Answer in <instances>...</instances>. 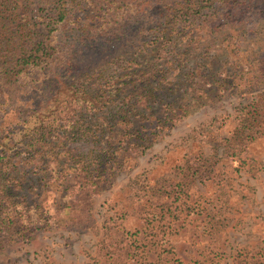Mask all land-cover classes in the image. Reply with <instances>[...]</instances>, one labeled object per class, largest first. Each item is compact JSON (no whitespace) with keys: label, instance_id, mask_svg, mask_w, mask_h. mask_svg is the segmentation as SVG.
Listing matches in <instances>:
<instances>
[{"label":"trees","instance_id":"trees-1","mask_svg":"<svg viewBox=\"0 0 264 264\" xmlns=\"http://www.w3.org/2000/svg\"><path fill=\"white\" fill-rule=\"evenodd\" d=\"M83 1L47 0L37 40L26 16L11 13L14 2H0V110L19 124L0 136V249L83 224L104 180L161 130L220 98L223 73L231 86L243 82L240 64L225 54L238 47L236 24L253 0H97L103 7L81 23ZM256 65L264 76V57ZM27 86L37 105L14 107ZM252 108L240 121L249 140L260 123ZM49 188L58 195L46 214L29 197ZM106 256L105 264H123L129 250L107 248Z\"/></svg>","mask_w":264,"mask_h":264},{"label":"rangeland","instance_id":"rangeland-1","mask_svg":"<svg viewBox=\"0 0 264 264\" xmlns=\"http://www.w3.org/2000/svg\"><path fill=\"white\" fill-rule=\"evenodd\" d=\"M3 1L14 2L9 7L14 15L26 16L30 40L42 38L47 0ZM253 3L236 24L242 35L238 47L225 54L240 64L241 86L229 85L223 73L227 83L219 99L161 130L150 148L104 180L87 221L34 232L0 249V264H105L106 249L121 247L129 250L123 264H264V76L256 65L264 57V1ZM98 7L103 6L97 0L83 1L77 18L84 23ZM205 12L211 20L212 11ZM142 24L143 18L131 27ZM254 75L257 80L247 84ZM18 93L14 107L37 105L38 94L29 86ZM253 103L262 115L258 112L255 139L249 140L241 136L240 121ZM15 121L0 110V136L18 128ZM54 192L40 189L29 200L52 213Z\"/></svg>","mask_w":264,"mask_h":264}]
</instances>
